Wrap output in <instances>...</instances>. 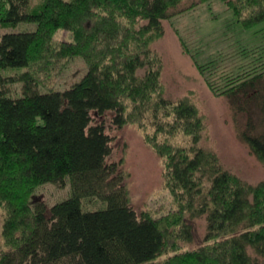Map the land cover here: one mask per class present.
Listing matches in <instances>:
<instances>
[{
  "label": "trees",
  "instance_id": "1",
  "mask_svg": "<svg viewBox=\"0 0 264 264\" xmlns=\"http://www.w3.org/2000/svg\"><path fill=\"white\" fill-rule=\"evenodd\" d=\"M212 1L0 0V264H159L178 233L171 228L174 221L139 214L132 206L124 172L110 160L112 133L126 121L128 93L111 96L105 88L136 80V69L150 65L149 41L163 33L165 20ZM217 1L242 32L264 27V0ZM23 22L36 27L8 30ZM65 25L73 26L77 41L59 52L89 58L88 71L64 90L42 91L35 70L42 72L46 44ZM176 31L209 88L246 116L239 135L264 161V43L229 33L206 52L202 37L194 39L178 26ZM99 47L106 54L95 56ZM18 82L22 95L13 97L11 86ZM142 92L130 90L133 97ZM157 93L154 104L150 98L143 103L153 105L151 121L158 131L191 136L187 145L155 140L168 158L170 186L185 215L174 225H182L181 235L192 240V222L206 223L201 247L176 251L162 264H264V179L250 182L227 169L216 152L199 143L196 105ZM66 179L70 196L51 206L31 202L40 184L62 186ZM86 197L106 206L85 210Z\"/></svg>",
  "mask_w": 264,
  "mask_h": 264
},
{
  "label": "rangeland",
  "instance_id": "2",
  "mask_svg": "<svg viewBox=\"0 0 264 264\" xmlns=\"http://www.w3.org/2000/svg\"><path fill=\"white\" fill-rule=\"evenodd\" d=\"M40 2L41 0H33V5ZM213 14L218 17L217 20L211 19ZM233 20L225 5L217 0L209 4L205 3L191 13L165 20L163 33L149 41V49L153 55L145 61L150 65L136 69V80L129 81V77L124 85L114 84L112 88L106 87L103 80L100 82L111 96L122 94L124 97L126 92L128 93L124 97L127 110L126 121L121 129L112 133L110 160L116 162L124 172L123 182L132 206L139 214L148 213L156 219L174 221L171 228L178 233L177 236H171L165 253L158 257L159 264L176 251L195 250L201 247L204 244L206 223L203 218L192 222L194 230L192 240L183 238L180 232L182 225H174L177 223L175 220L179 218L178 216L185 215L181 211L182 206L176 193L170 186L168 158L159 153V146L156 145L155 140L161 142L169 140L174 146L187 145L190 143L191 136L181 130L173 136L158 131L157 126L151 121L152 104L159 95L157 92L161 91L162 95L174 101L187 98L196 105L202 119L199 143L216 152L227 169L250 182L264 179V161L250 151L239 135L246 116L237 115L227 97L215 94L209 88L192 58L182 49L176 31L178 26L182 33H192L194 39L197 35L202 37L204 43H207L206 52L215 51L221 44V42L217 44L219 40L229 33H235L243 39H254L255 42L264 43V27L258 32L255 28L242 32L243 30L236 23H231ZM35 27V23L23 22L16 28L8 30H26ZM72 27V25H65L56 29L51 40L46 44V49L50 48V50L41 56L42 61L39 62V67L42 72L39 74L35 70L42 81L40 84L42 91H48L51 88L64 90L79 81L88 71L86 60H90L89 58L79 53L65 56L62 51L59 52L63 44L73 45L77 41ZM195 27L198 32L195 31ZM233 37L235 38L234 35ZM55 52H57L56 55ZM93 53L95 56L106 54L100 47L95 48ZM239 62L233 67L236 68ZM222 67L223 65L220 66V70L223 69ZM22 69L15 70L21 72ZM130 90L135 92L143 90L144 95L137 94L133 97ZM10 95L13 97L22 95L21 82L12 84ZM146 98H150L151 105L147 106L149 103H143ZM71 192L69 179H66V183L62 186L45 182L35 189L31 202L43 200L51 206L70 196ZM82 206L85 210H94L105 207L106 202L96 197H86L83 198ZM1 227L2 213L0 212V232ZM173 248L177 249L173 251Z\"/></svg>",
  "mask_w": 264,
  "mask_h": 264
}]
</instances>
